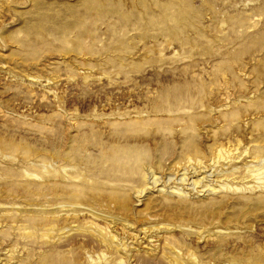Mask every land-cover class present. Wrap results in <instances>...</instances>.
<instances>
[{"label": "rangeland", "instance_id": "obj_1", "mask_svg": "<svg viewBox=\"0 0 264 264\" xmlns=\"http://www.w3.org/2000/svg\"><path fill=\"white\" fill-rule=\"evenodd\" d=\"M0 264H264V0H0Z\"/></svg>", "mask_w": 264, "mask_h": 264}]
</instances>
